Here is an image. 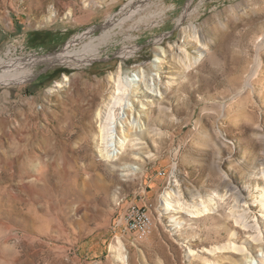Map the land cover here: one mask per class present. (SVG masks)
<instances>
[{
  "label": "rangeland",
  "instance_id": "rangeland-1",
  "mask_svg": "<svg viewBox=\"0 0 264 264\" xmlns=\"http://www.w3.org/2000/svg\"><path fill=\"white\" fill-rule=\"evenodd\" d=\"M85 43L100 56L60 62ZM15 57L0 264H264V0H0Z\"/></svg>",
  "mask_w": 264,
  "mask_h": 264
},
{
  "label": "bare ground",
  "instance_id": "bare-ground-1",
  "mask_svg": "<svg viewBox=\"0 0 264 264\" xmlns=\"http://www.w3.org/2000/svg\"><path fill=\"white\" fill-rule=\"evenodd\" d=\"M103 35L104 36L102 38L104 39V41L102 40V42L108 41L107 37H106V31L103 33ZM96 45L92 46L91 43H85L82 46V48L80 47V49H78V51H75L74 53L71 52L70 54H66L65 53L62 56V58H60V60H61L60 62H66L67 61V62H69V63H71L73 65L85 64L87 62H90L94 58H97V57L100 56V51H101L100 49L91 50V48L96 46ZM133 48L134 47H132V46L126 45L125 46L126 50L122 51L120 56H127L129 53H131L133 51ZM88 49H90L91 52L88 51ZM83 51H87V52H83ZM54 59H56V58H54ZM19 62H22V63L25 62V63L24 64H18ZM28 63H33V62H27V60L21 59V58H17V57L12 58V59H8V60L0 58V71L4 70L3 72H5V73L0 72V82H3V81L22 82V81H25L26 79H28V77L31 75V73L25 67L26 66L25 64H28ZM22 66H24V67H22ZM18 67H20L19 71H17ZM113 127H114V119H113V116L111 114H109L107 116V120L105 121V124L103 126V133H105L104 135L106 137L107 136L109 137V135H107V133L110 132L109 130L112 129ZM116 143H118V142H116ZM165 202L168 203L167 201H165ZM138 218H145V211L144 212L143 211H138ZM260 243H261V241L258 242V244H260ZM261 245H263V244H261ZM252 246L253 245L250 244L249 247L252 248ZM111 248H112V250H115L116 246L115 245H111Z\"/></svg>",
  "mask_w": 264,
  "mask_h": 264
},
{
  "label": "built area",
  "instance_id": "built-area-1",
  "mask_svg": "<svg viewBox=\"0 0 264 264\" xmlns=\"http://www.w3.org/2000/svg\"><path fill=\"white\" fill-rule=\"evenodd\" d=\"M138 211H145V218H138ZM123 231L134 232L140 239L148 236L152 228L151 216L145 206L128 202L124 214Z\"/></svg>",
  "mask_w": 264,
  "mask_h": 264
},
{
  "label": "crops",
  "instance_id": "crops-1",
  "mask_svg": "<svg viewBox=\"0 0 264 264\" xmlns=\"http://www.w3.org/2000/svg\"><path fill=\"white\" fill-rule=\"evenodd\" d=\"M105 248L102 249V251H104V249H106V245L104 246Z\"/></svg>",
  "mask_w": 264,
  "mask_h": 264
}]
</instances>
